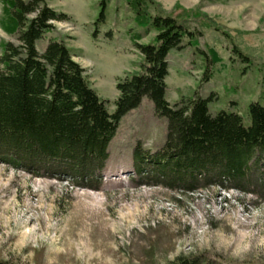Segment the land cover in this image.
Listing matches in <instances>:
<instances>
[{
    "label": "rangeland",
    "instance_id": "1",
    "mask_svg": "<svg viewBox=\"0 0 264 264\" xmlns=\"http://www.w3.org/2000/svg\"><path fill=\"white\" fill-rule=\"evenodd\" d=\"M153 1L164 13L175 4L198 10L213 24L190 23L200 32L196 46L184 40L169 52L167 102L211 97L212 115L234 113L249 124L248 105L264 107V0ZM45 2L67 19L52 23L36 42L38 52L51 40L62 41L112 114L117 82L141 71L133 41L149 43L156 33L136 25L126 0H108L97 27L100 0ZM1 10L0 2V19ZM17 37L0 29V42L17 44ZM165 133V119L144 98L120 120L100 178L86 187L0 163V264H169L178 258L264 264V190L207 186L182 192L136 175L135 146L155 152Z\"/></svg>",
    "mask_w": 264,
    "mask_h": 264
},
{
    "label": "trees",
    "instance_id": "2",
    "mask_svg": "<svg viewBox=\"0 0 264 264\" xmlns=\"http://www.w3.org/2000/svg\"><path fill=\"white\" fill-rule=\"evenodd\" d=\"M0 2V29L18 34L17 44L0 42V163L86 187L85 182L100 178L120 120L146 98L155 114L165 119L166 133L155 152L139 145L133 149L132 167L139 178L182 192L207 186L249 193L264 190L262 105H248L245 125L234 113L212 115L211 97L196 96L173 105L165 99L167 56L184 40L196 46L200 32L190 23L213 27L203 13L178 4L164 13L153 0H126L136 25L151 27L156 34L146 44L133 41L142 56L141 71L117 82L118 96L110 114L62 41L51 40L42 53L36 48L52 23L67 16L45 0ZM107 4L108 0H100L95 27L104 23ZM96 34L95 30L93 37ZM208 79L205 73L201 80ZM169 264L189 261L178 258Z\"/></svg>",
    "mask_w": 264,
    "mask_h": 264
}]
</instances>
